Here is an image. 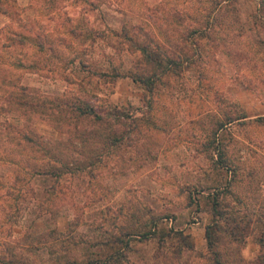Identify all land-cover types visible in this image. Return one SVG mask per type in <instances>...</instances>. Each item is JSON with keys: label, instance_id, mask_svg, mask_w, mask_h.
I'll use <instances>...</instances> for the list:
<instances>
[{"label": "rangeland", "instance_id": "obj_1", "mask_svg": "<svg viewBox=\"0 0 264 264\" xmlns=\"http://www.w3.org/2000/svg\"><path fill=\"white\" fill-rule=\"evenodd\" d=\"M122 28L173 51L152 86ZM263 231L264 0H0V264H264Z\"/></svg>", "mask_w": 264, "mask_h": 264}, {"label": "trees", "instance_id": "obj_2", "mask_svg": "<svg viewBox=\"0 0 264 264\" xmlns=\"http://www.w3.org/2000/svg\"><path fill=\"white\" fill-rule=\"evenodd\" d=\"M214 2V4H222V2L224 0H212ZM225 1H230V0H225ZM262 2V0H261ZM142 29V28H141ZM121 37L126 38L127 40L130 41L131 43V47L137 48L141 51L142 56H144V60L147 63V66H151L152 68V74L151 75H144V74H133V79L134 80H139V81H143L145 84L152 86L153 82H154V77H156L157 75V71L159 70L160 72H165L169 69H171L172 63L173 65L176 64V60L173 57V51L169 50L168 48L163 49L160 45L159 42H157L155 40V38L147 33H145V37H146V41L145 42H138V38L135 37L134 34H129L128 32H126V30H124L123 28L120 29L119 33H118ZM183 36V35H182ZM181 36V37H182ZM125 44V42H124ZM123 44V45H124ZM129 46V48H130ZM179 56L182 57V55H185L186 50H184L183 47L179 48ZM172 66V67H171ZM174 69V68H173ZM81 108V109H80ZM79 110L80 112H86V110L82 109V107L79 106ZM88 112H92L94 111L92 109V107H89ZM96 116H99L98 114H95ZM232 120V119H230ZM229 120V121H230ZM226 122H220V127H223L225 125ZM207 237H208V230H207ZM209 239V243H210V238ZM259 244L261 245V257H264V231L261 233V235L258 236L257 238ZM217 262H219L218 264H221L220 260H217Z\"/></svg>", "mask_w": 264, "mask_h": 264}, {"label": "crops", "instance_id": "obj_3", "mask_svg": "<svg viewBox=\"0 0 264 264\" xmlns=\"http://www.w3.org/2000/svg\"><path fill=\"white\" fill-rule=\"evenodd\" d=\"M257 249L259 250V243H258V245H257Z\"/></svg>", "mask_w": 264, "mask_h": 264}]
</instances>
